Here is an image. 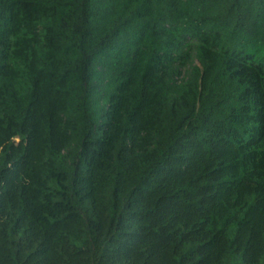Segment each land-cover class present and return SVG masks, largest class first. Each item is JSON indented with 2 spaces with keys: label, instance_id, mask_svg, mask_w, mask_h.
<instances>
[{
  "label": "trees",
  "instance_id": "obj_1",
  "mask_svg": "<svg viewBox=\"0 0 264 264\" xmlns=\"http://www.w3.org/2000/svg\"><path fill=\"white\" fill-rule=\"evenodd\" d=\"M0 264H264V0H0Z\"/></svg>",
  "mask_w": 264,
  "mask_h": 264
}]
</instances>
